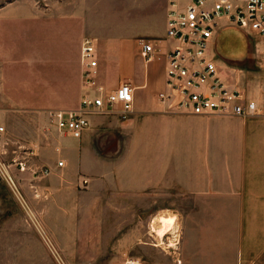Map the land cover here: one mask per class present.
Instances as JSON below:
<instances>
[{
    "label": "rangeland",
    "instance_id": "1",
    "mask_svg": "<svg viewBox=\"0 0 264 264\" xmlns=\"http://www.w3.org/2000/svg\"><path fill=\"white\" fill-rule=\"evenodd\" d=\"M84 1L91 6L90 22L99 24L96 28L92 26V30L105 35L126 32L145 42H153L147 38L163 32L162 1L165 0L154 1L157 5L155 8L151 5L148 11L147 0ZM218 34L213 49L229 57L240 55L245 49V37L248 40L244 56L239 61L225 62L228 65L223 64L221 71L226 82L237 85L250 97L258 96L261 87L258 38L228 24H222ZM172 44L169 39L168 45ZM137 45L138 42L132 66L143 74L144 61L137 53ZM8 52L9 58L0 60V81L4 90L9 85L11 94L17 98V80L10 81L22 79V69L34 53V39L11 42ZM161 66L162 62L157 59L146 63V72L153 80L142 94L154 92ZM24 86L30 87V84L25 82ZM10 104L0 101V124L4 126L0 134V264H60L14 194L9 175L55 244L64 264H124L128 259L143 264H177L174 253L177 250L173 249L177 245V237H173L177 234L174 233L177 216L179 212L194 210L199 214L208 212L214 224L222 225L228 229L227 233L233 234L236 245L243 243L248 233V241L260 246L246 253L258 255L260 264H264V116H208L207 128H204L213 132L211 146H203L202 150L186 147L184 153L174 151L166 164V179L173 184L206 179L233 182L239 186L240 194L209 203H193L188 201L192 197L181 195L177 187H170V195L164 197L169 202H130V194L121 193V186L151 179V164L134 162L131 169L136 177L130 179L113 178L98 170L62 171L66 165L59 166L57 163L63 158L54 153L59 133L53 127L51 109ZM122 154L121 146L116 155L120 159ZM48 157H53L62 169L55 179L43 160ZM83 178L87 183H82ZM158 216L176 217L172 229L162 239L152 231V227L159 226ZM155 244L159 245L154 247Z\"/></svg>",
    "mask_w": 264,
    "mask_h": 264
},
{
    "label": "crops",
    "instance_id": "2",
    "mask_svg": "<svg viewBox=\"0 0 264 264\" xmlns=\"http://www.w3.org/2000/svg\"><path fill=\"white\" fill-rule=\"evenodd\" d=\"M154 1L158 0L146 1V11L151 9V5L155 8L157 3ZM185 1L187 0H181V3ZM167 7L168 0L162 1L163 32L153 38H147L152 40L157 48L156 54L148 62L160 60L161 73L155 79L154 92L142 94L148 89L153 77L146 72L147 62L138 52L144 61V73L140 74L132 66L133 51L140 39L126 32L117 34L114 31L113 34L105 35L97 29L92 30V26L96 28L99 24L90 22L89 2L0 1V60L9 58L11 42L34 39V53L28 59L27 66L22 69V79L13 78L10 81L11 83L17 80V98L11 94L9 85L5 91L0 81L1 103L11 102L10 105L13 106L38 110L78 108L83 95L95 93L83 83L81 47L86 38L96 40L99 74L97 84L108 90L116 89L121 83H127L132 88L133 99L129 111L122 113L118 106L114 105L112 111L88 114V127L79 138L61 133L52 120L53 127L59 133L58 141L54 144V153L62 157L66 165L62 170L53 157L44 158V163L53 171V178L58 176L61 170H98L113 178L130 179L136 177L135 173L132 174L131 166L138 160L151 164V179L144 183L121 186V193L130 194V202H169L170 199L164 197L170 195V187H177L181 195L192 197L188 201L193 203L214 202L218 198L233 197L241 193L237 188L239 186L233 182L206 179L188 184H173L166 179V164L170 162L171 153H184L186 147L202 150L203 146H211L213 138V132L204 128H207L208 115L176 114L166 110L165 103L156 98L157 93L165 89L166 53L173 46L168 45L169 38L166 37ZM219 29L215 33L214 41L219 35ZM247 41L245 37V49L236 57L215 52L220 76L229 87L239 88L226 82L221 68L225 62L239 61L244 56L248 47ZM11 46L15 47V44ZM25 82L30 84V87L24 86ZM233 82L235 80L231 83ZM119 146H122L123 151L120 159L116 155ZM159 163L163 164L161 168L158 167ZM141 197H145L144 200ZM211 218V215L204 211L201 214L197 210L178 213L174 230L177 234L173 236L174 239L177 237V245L173 248L177 250L174 251L177 264H260L258 255L251 256L246 253L257 250L260 244H251L248 241L249 234L246 233L245 241L236 245L233 234L227 233L228 229L215 222L216 226ZM158 245L155 244L154 247Z\"/></svg>",
    "mask_w": 264,
    "mask_h": 264
},
{
    "label": "built area",
    "instance_id": "3",
    "mask_svg": "<svg viewBox=\"0 0 264 264\" xmlns=\"http://www.w3.org/2000/svg\"><path fill=\"white\" fill-rule=\"evenodd\" d=\"M222 24L236 26L258 38L261 87L256 97L229 87L220 76L213 48L215 33ZM166 37L174 43L166 53L165 89L156 96L165 103L166 110L208 116H264V0H168ZM156 52L153 42H138V53L145 62ZM96 53V40L86 38L81 47L82 76L94 95H83L78 108L49 111L58 131L75 138L88 127V114L112 111L114 105L122 113L131 109L133 93L128 84L121 83L114 90L97 84ZM3 132L0 124V134ZM57 164L62 166L63 161ZM8 180L15 186L10 175ZM124 264L143 263L128 259Z\"/></svg>",
    "mask_w": 264,
    "mask_h": 264
},
{
    "label": "bare ground",
    "instance_id": "4",
    "mask_svg": "<svg viewBox=\"0 0 264 264\" xmlns=\"http://www.w3.org/2000/svg\"><path fill=\"white\" fill-rule=\"evenodd\" d=\"M6 174L9 175L8 171H6ZM13 192L16 195L19 202L24 207V210H26L28 215L31 216V219H32L34 225L36 226L37 231L45 239V241L47 242V244H48L49 248L52 250V252L57 256L60 264H64L55 244L51 240L50 236L46 232L45 228L43 227V225L41 224L39 219L36 217V215L31 211V209L25 203L24 199L22 198V196L20 195V193L16 187V184H15V186H13ZM175 219H176V217H174V216H159L157 218V222L159 223V226L158 227H152V231L154 232L156 237L162 239L172 229V225L174 224Z\"/></svg>",
    "mask_w": 264,
    "mask_h": 264
}]
</instances>
